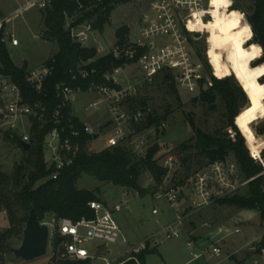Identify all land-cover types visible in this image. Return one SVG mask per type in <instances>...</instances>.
Here are the masks:
<instances>
[{
    "label": "built area",
    "instance_id": "built-area-1",
    "mask_svg": "<svg viewBox=\"0 0 264 264\" xmlns=\"http://www.w3.org/2000/svg\"><path fill=\"white\" fill-rule=\"evenodd\" d=\"M49 2L50 0H26V4L16 12L20 14L34 6L43 10ZM210 3V0H147L139 18V36L136 40L132 41L128 36L125 43H116L108 51L86 45L90 33L94 31L91 23H85L84 29H78L79 25H70L74 40L81 46L95 47L98 55L106 51L98 57L112 54L115 59L124 60L125 64L105 73V82H92L87 90L80 86L75 88L66 82L58 83L55 87L57 103L51 112L47 104L50 91L48 82L56 68L54 56L29 68L23 82L2 72L0 66V156L3 147L12 144L11 138L18 139L22 151L23 142L32 146L35 123L47 124L50 129L45 136L43 150L48 168L53 169L49 178L57 179L61 171L73 165L78 158L84 132L93 138L89 143L100 137L101 131L85 122L76 112L75 104L79 93L95 96L85 103V112L99 114L103 110L106 113L103 125L107 123L111 133L103 149L126 145L136 155L146 156L149 148L144 146V141L135 140L129 133L134 125L148 119L154 112L148 105L132 107L129 104L137 96L140 83H151L161 74H169L176 88L187 94L202 93L213 86L207 65L197 53L193 41L195 34L203 33L193 30L198 20L209 22L211 19ZM233 5L234 1L231 8ZM10 39L13 46L20 44L14 33L10 35ZM92 62L93 60L82 62L77 68L70 70L72 79L77 81L92 77L96 73V69L90 67ZM134 63L141 70V76L131 83L126 67ZM213 73L216 75L214 68ZM124 76L127 77V84H123ZM24 84L33 89L37 99H29ZM96 133L99 134L97 139L94 138ZM252 155L262 171L250 178L243 175L234 155L204 165L185 184L168 188L165 186V178L157 186L155 193L158 195L155 198L167 201L173 212V219L159 223L140 242L132 243L128 240L118 217L119 213L130 209L127 199L114 203L101 199L91 200L88 204L92 215L78 220L49 216L41 221L48 225L50 232L46 254L51 258L46 264L86 260L90 264H97L98 260L99 264H123L131 259L141 264L137 256L141 251L157 249L164 242L179 239L183 234L188 236L186 245L191 254L187 264H226L224 262L229 257L223 258L220 242L229 235L241 234V229L220 227L203 240L189 232L188 222L197 212L222 199L240 194L258 177L264 178V148L258 154L252 152ZM172 160L173 157H170L169 161ZM129 192V189L123 188L124 195ZM159 213L157 208L153 209V214ZM120 241L128 245V257L115 262L122 252L113 255L110 247ZM251 249L254 252L260 249L258 255L264 256V247H260L259 242ZM0 264H3L1 258ZM252 264L264 262L254 259Z\"/></svg>",
    "mask_w": 264,
    "mask_h": 264
},
{
    "label": "rangeland",
    "instance_id": "rangeland-1",
    "mask_svg": "<svg viewBox=\"0 0 264 264\" xmlns=\"http://www.w3.org/2000/svg\"><path fill=\"white\" fill-rule=\"evenodd\" d=\"M146 1L133 0L116 4L111 21L105 30L91 32L86 45L104 48L108 51L117 43V29L124 25L129 27V37L135 41L139 36L138 23ZM232 1L238 9L229 8ZM25 4L26 0H0V37L1 41L6 43L14 63L18 66L27 64L28 70L54 56L58 51V44L46 35L41 9L34 6L25 9L20 14L16 12ZM254 8L255 0H211L209 10L211 19L209 22H198L193 30L203 33L195 34L193 41L197 53L198 48L202 52V60L208 63L210 61V67L208 68L207 65V69L213 84L214 77H229L234 87H241L244 91L245 98L241 99L242 111L235 118L234 123L248 142L251 151L252 149L258 151L264 145L263 139L259 137L264 134L257 133V129L264 124V86L261 81L264 70L260 68L253 70L251 67L262 56V48L250 42L253 37L250 27L246 28L225 20V16L235 14L247 17L254 12ZM72 22L69 18L66 27L69 28ZM84 24L79 25L78 29H84ZM12 33L20 40L18 46H13L11 43ZM244 63L248 64V69L244 67ZM213 68L216 75L213 73ZM126 74L133 83L136 81L135 78L141 76V70L137 64H130L126 67ZM165 75L161 74L151 83H140L137 96L129 104L132 107L151 106L153 115L160 118L159 124L138 131L132 128L129 134L134 136L135 140H143L146 148L159 146L155 158L160 165L169 170L165 177V186L169 188L189 182L192 175L209 161L204 152L192 145L195 142V132L189 119L193 118L199 128L215 136L231 135L233 129L225 101L219 94L215 101L209 102L200 97V92L194 94L180 92L171 84L164 82ZM123 79V84H127V77L124 76ZM94 98V95L79 93L75 104L76 112L83 120L101 131L100 137L89 144L91 152L102 150L111 133L108 124L103 125L106 119V113L103 110L99 114H91L83 110L85 103ZM145 122L143 120L140 126L144 127ZM184 143H187L186 147H182ZM22 157L23 151L19 143L4 146L0 156V169L11 174L15 164L19 163ZM170 157H173L172 161H169ZM140 183L147 189L155 187V182L149 172L142 174ZM78 185L80 188L94 190L101 200L111 203L123 199L129 200L130 209L119 213L118 217L124 235L132 243L144 240L159 223L173 219L174 215L167 201L163 198H155L158 193L141 196L137 191L130 190L127 195H124L122 187L109 182H101L88 175H84ZM246 191L247 188L240 194ZM154 208L159 210L158 215L153 214ZM48 218L49 216L45 219ZM188 223L189 232L203 240L220 227L229 230L240 228L241 234L229 235L220 242L223 258L229 257L224 263L243 264L241 262L245 261L246 264H252L254 259L264 262V256L255 254L251 249L261 241L264 235L259 208L245 210L215 202L197 212ZM8 226V214L0 206V227H2L0 231ZM23 236L13 237L10 244L14 248H19L23 242ZM187 237V234H183L179 239L164 242L155 251L146 255L144 264H187L191 259L190 250L186 245ZM110 248L113 255L119 251L122 252L120 258L114 260L115 262L128 257L127 244L120 241L116 245H111ZM0 255L3 264H46L51 258L49 254H46L33 260H25L17 257L13 251L0 253ZM96 263L99 264L100 261Z\"/></svg>",
    "mask_w": 264,
    "mask_h": 264
},
{
    "label": "trees",
    "instance_id": "trees-1",
    "mask_svg": "<svg viewBox=\"0 0 264 264\" xmlns=\"http://www.w3.org/2000/svg\"><path fill=\"white\" fill-rule=\"evenodd\" d=\"M131 1L133 0H50L47 8L42 10L46 35L58 44V51L54 55L56 68L48 82L50 91L47 104L50 112L57 103L55 87L58 83L66 82L75 88L80 86L83 90H87L92 82H105L103 78L105 73L125 64L124 60L115 59L112 54L98 57L95 47L81 46L77 43L72 36L71 28L66 27L67 20L72 19L71 27L91 23L94 30L103 32L111 21L116 4ZM232 8L238 9L235 3ZM239 18V14L225 16V20L231 23H237ZM238 24L246 28L250 27L253 31L250 42L256 43L262 48V56L253 63L251 68L264 70V0H255L254 12L247 17L246 15L241 16ZM129 30L127 25L117 29V44L127 41ZM198 54L202 57L199 48ZM89 60H93L90 67L95 68L96 73L87 80H73L69 71ZM205 62L209 68V63ZM0 63L2 72L10 75L14 80L24 81L27 64L18 66L14 63L6 43L1 41V37ZM244 67L248 69V64L244 63ZM262 75L261 81L264 86V72ZM164 82L171 84L177 90L169 74L165 75ZM24 90L29 99L38 98L29 85L24 84ZM217 94L225 101L233 133L225 136L208 134L199 128L195 120L191 118L189 122L195 132V142L192 145L208 156L209 161L206 164L234 155L243 175L246 178L253 177L262 171V167L255 162L248 142L234 123L235 118L242 111L241 99L245 98V93L241 87H234L230 83L229 77H214L213 86L204 90L200 97L213 102ZM145 121L144 127L140 126L142 124L140 122L133 128L138 131L151 127L159 124L160 118L152 115ZM238 124L240 125L239 120ZM49 129V125L36 122L33 127L32 146L29 150L23 149V157L19 163L15 164L14 171L9 174L0 169V206L7 212L9 220V226L0 231V253L12 251L14 247L10 244V240L13 237L24 235L32 210L37 212L40 221L51 215L73 220L85 216L90 217L92 211L88 203L100 198L94 190L79 187V180L84 175L91 176L101 182H109L122 188L135 190L139 195L144 196L148 193L155 194L157 186L168 174V168L160 165L155 158L159 146L150 148L146 156L136 155L126 145L91 152L89 151V141L93 138L84 132L81 151L75 163L62 170L57 179L49 178L53 169L48 168L43 150V142ZM257 133L264 134V124L257 129ZM259 137L264 141V136ZM11 142L18 143V139L11 138ZM186 146L187 143L182 145V147ZM144 172L151 174L155 182L154 188L147 189L141 185L140 178ZM219 202L238 209L259 208L264 228L263 176L250 182L245 193L227 197ZM259 246L264 247V235ZM155 250L148 248L137 254L141 264L145 263L146 255ZM254 253L259 254L260 249ZM241 263L246 264L245 261ZM62 264H90V261H67ZM123 264L138 263L131 259Z\"/></svg>",
    "mask_w": 264,
    "mask_h": 264
},
{
    "label": "water",
    "instance_id": "water-1",
    "mask_svg": "<svg viewBox=\"0 0 264 264\" xmlns=\"http://www.w3.org/2000/svg\"><path fill=\"white\" fill-rule=\"evenodd\" d=\"M98 137V133L94 134L95 139ZM22 145L24 150L31 148V145L28 143L23 142ZM49 236L48 225L42 223L38 218L37 212L32 210L24 230L23 242L19 248H13L12 251L17 257L25 260H33L44 256L47 253Z\"/></svg>",
    "mask_w": 264,
    "mask_h": 264
},
{
    "label": "bare ground",
    "instance_id": "bare-ground-1",
    "mask_svg": "<svg viewBox=\"0 0 264 264\" xmlns=\"http://www.w3.org/2000/svg\"><path fill=\"white\" fill-rule=\"evenodd\" d=\"M210 1H211V0H210ZM231 5H232V2L230 3L229 8H231ZM210 8H211V3H210ZM239 15H240V14H239ZM240 18H241V16H240ZM240 18H239L238 21H237V25H238V23H239ZM199 21L202 22L201 20H198V22H199ZM194 29H195V27H194ZM202 30H203V29H202ZM251 148H252V146H251ZM262 148H264V145L261 146L260 149H259L258 151H255V150H253V149H252V151H253L254 153H257V154H258V153L261 151Z\"/></svg>",
    "mask_w": 264,
    "mask_h": 264
},
{
    "label": "crops",
    "instance_id": "crops-1",
    "mask_svg": "<svg viewBox=\"0 0 264 264\" xmlns=\"http://www.w3.org/2000/svg\"><path fill=\"white\" fill-rule=\"evenodd\" d=\"M100 55H101V54H100ZM41 63H42V62H41ZM39 64H40V63H39ZM39 64H37L36 66H38ZM36 66H35V67H36ZM146 237H147V236H146ZM146 237H145V238H146ZM145 238H144V239H145Z\"/></svg>",
    "mask_w": 264,
    "mask_h": 264
}]
</instances>
